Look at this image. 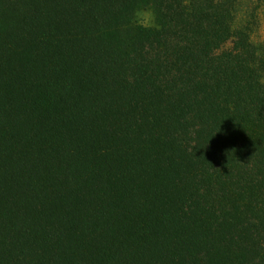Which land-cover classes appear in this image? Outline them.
Returning a JSON list of instances; mask_svg holds the SVG:
<instances>
[{"label": "trees", "instance_id": "obj_1", "mask_svg": "<svg viewBox=\"0 0 264 264\" xmlns=\"http://www.w3.org/2000/svg\"><path fill=\"white\" fill-rule=\"evenodd\" d=\"M253 4L0 0V264H264Z\"/></svg>", "mask_w": 264, "mask_h": 264}, {"label": "clouds", "instance_id": "obj_2", "mask_svg": "<svg viewBox=\"0 0 264 264\" xmlns=\"http://www.w3.org/2000/svg\"><path fill=\"white\" fill-rule=\"evenodd\" d=\"M249 0H234L232 9V20L231 25L232 31L237 30L235 24L237 16H243L245 9L248 7ZM183 4L186 6L188 0H183ZM252 12L256 14L255 23L249 30L248 44L252 48L253 61L249 64L254 69H259L260 63L264 61V10L261 6L253 4ZM132 23L140 28L146 30L156 29L159 30L157 24V16L154 9L148 7H138L132 14ZM259 80L258 83L264 85V71H258Z\"/></svg>", "mask_w": 264, "mask_h": 264}]
</instances>
